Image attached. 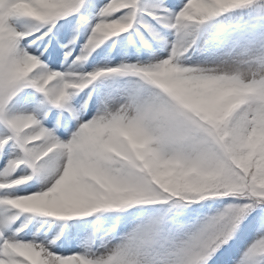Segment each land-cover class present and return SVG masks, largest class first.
I'll list each match as a JSON object with an SVG mask.
<instances>
[{
	"label": "snow or ice",
	"instance_id": "obj_1",
	"mask_svg": "<svg viewBox=\"0 0 264 264\" xmlns=\"http://www.w3.org/2000/svg\"><path fill=\"white\" fill-rule=\"evenodd\" d=\"M0 264H264V0H0Z\"/></svg>",
	"mask_w": 264,
	"mask_h": 264
}]
</instances>
